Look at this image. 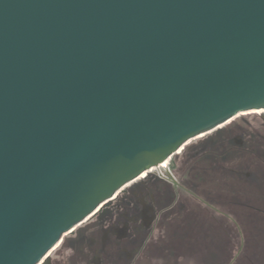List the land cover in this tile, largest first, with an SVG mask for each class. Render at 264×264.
<instances>
[{"label": "water", "instance_id": "1", "mask_svg": "<svg viewBox=\"0 0 264 264\" xmlns=\"http://www.w3.org/2000/svg\"><path fill=\"white\" fill-rule=\"evenodd\" d=\"M251 112L264 0H0V264Z\"/></svg>", "mask_w": 264, "mask_h": 264}, {"label": "flooded vegetation", "instance_id": "2", "mask_svg": "<svg viewBox=\"0 0 264 264\" xmlns=\"http://www.w3.org/2000/svg\"><path fill=\"white\" fill-rule=\"evenodd\" d=\"M227 125L196 152L231 161L212 163L207 173L223 174V183L216 176L212 185L194 184L192 164L175 161L184 149L64 236L52 264H143L151 250L179 261L182 246L194 239L202 262L216 249L230 264H264V113Z\"/></svg>", "mask_w": 264, "mask_h": 264}, {"label": "rangeland", "instance_id": "3", "mask_svg": "<svg viewBox=\"0 0 264 264\" xmlns=\"http://www.w3.org/2000/svg\"><path fill=\"white\" fill-rule=\"evenodd\" d=\"M253 116L254 115L251 114V115L246 116L245 118L253 119ZM229 129H230L229 125H226L218 130V132H221V133H214L210 137L206 136V137L194 140L190 142L188 145L196 144L198 142L208 141V139L210 138L217 137V134H221V135L225 134L227 131H229ZM177 160L175 159V161ZM157 171L155 170L151 173H148L146 176H144V178L150 175H156L159 172ZM182 247H183L182 248V258H180L179 261L169 258V256H166L164 253L158 250L157 251L151 250V251H148V253H146V258L144 257L142 262L143 264H211L212 262H221L219 264H230V260H226L223 258L222 253H221L222 250L213 249V250L208 251L207 254L205 255L206 258L202 262V260L199 259L197 254H194L190 251V248H188L187 245H184ZM61 249L62 247L57 248L50 254V258L52 261L57 259L58 254Z\"/></svg>", "mask_w": 264, "mask_h": 264}, {"label": "trees", "instance_id": "4", "mask_svg": "<svg viewBox=\"0 0 264 264\" xmlns=\"http://www.w3.org/2000/svg\"><path fill=\"white\" fill-rule=\"evenodd\" d=\"M202 142H198L196 144H192V145H187L185 147V150L178 156H176V162L178 164H192L188 166V169H191V171H193V173H191V178L192 181H194V184H199L201 180H203V184H213L212 182L214 180H216V176H218L217 174H207L209 171H211L214 167L211 166V164L213 163H228L231 162L228 158H222V156L215 154H210L209 156H207V158L205 157H200V156H196V152L198 151V148L201 146ZM204 171V174L202 175L201 171ZM224 176L223 174H220L219 179L223 181H225L227 178L226 177H222ZM196 208V207H195ZM188 248H190V251L194 254H197V256H199L200 253V249L197 247V240L194 239L193 241H190L187 244ZM219 264V263H218Z\"/></svg>", "mask_w": 264, "mask_h": 264}, {"label": "bare ground", "instance_id": "5", "mask_svg": "<svg viewBox=\"0 0 264 264\" xmlns=\"http://www.w3.org/2000/svg\"><path fill=\"white\" fill-rule=\"evenodd\" d=\"M251 113H260V112H251ZM166 166V164H164ZM145 175V174H144Z\"/></svg>", "mask_w": 264, "mask_h": 264}]
</instances>
